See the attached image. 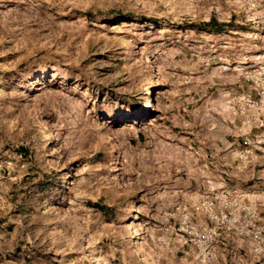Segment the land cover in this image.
Wrapping results in <instances>:
<instances>
[{
  "label": "rangeland",
  "instance_id": "374dc122",
  "mask_svg": "<svg viewBox=\"0 0 264 264\" xmlns=\"http://www.w3.org/2000/svg\"><path fill=\"white\" fill-rule=\"evenodd\" d=\"M255 68L264 0H0V264H146L133 208L151 264H206L164 216L225 167L238 121L217 100Z\"/></svg>",
  "mask_w": 264,
  "mask_h": 264
},
{
  "label": "built area",
  "instance_id": "2783aa9c",
  "mask_svg": "<svg viewBox=\"0 0 264 264\" xmlns=\"http://www.w3.org/2000/svg\"><path fill=\"white\" fill-rule=\"evenodd\" d=\"M244 74L250 87L239 97L231 96L229 110L245 114L246 124L258 131L252 136L246 133L232 163L220 169V180L209 185L197 201L192 198L175 206L179 214L178 224H172L175 235L181 236V244L189 251H195L197 246L201 261L206 264L219 254L231 257L237 238L252 242L254 251L264 249V218L258 212L264 203V192L259 184L243 185L238 181L253 158L264 155V79L259 68Z\"/></svg>",
  "mask_w": 264,
  "mask_h": 264
},
{
  "label": "crops",
  "instance_id": "0c3cea01",
  "mask_svg": "<svg viewBox=\"0 0 264 264\" xmlns=\"http://www.w3.org/2000/svg\"><path fill=\"white\" fill-rule=\"evenodd\" d=\"M251 58H254V57H251ZM255 59L257 60L258 58L255 57ZM250 65H252V64H250ZM249 83H250V80L245 75L241 76V83L238 84V90H236V93H232V94L230 93V95L231 96L232 95H238V97H239L242 94L241 93L242 91H247L249 89V87H250ZM252 94L256 95V93H252ZM227 111H230L229 108ZM231 114H233V113H231ZM235 116L237 117L238 123L234 124L235 128H233V133H232L234 138L232 139V141H229L227 138L225 139V141L228 143V146H227L228 150L226 151V153L223 157L226 165L232 163L234 156H235L234 154L237 151V148L239 149V147L243 144V138L246 135V133L248 132V134L250 136H252L255 132L258 131V129L251 128L250 126H248L246 124L247 123L246 122L247 116L245 114L237 113ZM208 162H210V160ZM258 165L260 167H258ZM207 174H209V177L205 176V175L203 177L204 180L205 179L207 180L206 181L207 188L209 185L214 184L215 182H217V180H220V178H221L220 169L216 170V171L210 169L207 172ZM210 176H211V179H210ZM240 176H241L240 178L238 177V181L243 185H249L251 183L258 184L259 182L264 181V155L258 154L256 157H254L253 160L251 161V163H249L248 166L245 168L244 172H242L240 174ZM213 178H217V180H214ZM250 180H252V181H250ZM179 202L180 201H176L174 203V205L171 207V210L166 212L167 216H164V220L168 221V223H169V225H171V227H172L173 223L175 225L178 224L179 214H178L177 210H175V206L178 205ZM262 205H264V204H262ZM262 205H260V206H262ZM235 243H236V251L234 252V254H232L231 257H225V259H224L225 261L222 264H234L233 261H236V260H237L236 263L238 264V258L241 257L242 253L252 254L253 256H258V255H261L264 253V249L260 252L254 251L252 248V242H250L247 239L237 238L235 240ZM181 246L183 248H185L186 245L181 244ZM186 250H187V252H190L188 250V247L186 248Z\"/></svg>",
  "mask_w": 264,
  "mask_h": 264
},
{
  "label": "bare ground",
  "instance_id": "6f19581e",
  "mask_svg": "<svg viewBox=\"0 0 264 264\" xmlns=\"http://www.w3.org/2000/svg\"><path fill=\"white\" fill-rule=\"evenodd\" d=\"M132 50V49H131ZM253 57H257L259 58V55L254 54ZM258 60H256L257 62ZM261 62V61H260ZM232 64H234L233 66H229V65H219V67L221 68H228V69H232L234 71H238V74L242 72V70H244L247 67H250L251 65H247L249 62L247 60L244 59H237L231 62ZM229 63V64H231ZM56 69V68H53ZM46 70V68H42L40 71L44 72ZM153 88L152 84H148L145 86V93L142 95V99L144 101V107L141 108L140 110L136 111V115L139 117H142L145 115V112L150 109L153 108V101L150 97V92L151 89ZM232 94V93H231ZM230 94L227 92H224L221 97L217 100L218 101V105H219V111L221 112H228V108H229V98ZM231 97V96H230ZM217 107L215 108L216 110L218 109ZM130 110H126V113H129ZM226 115V114H225ZM43 151H49L51 150V146H50V142L46 139L43 143ZM115 159H119L118 154H116V158ZM115 160V161H117ZM69 175L68 173H66V176ZM135 209L133 208L125 217L122 227L124 229L125 235L126 237L129 238L132 247L134 248V251L137 252L142 259H144L147 263L146 264H151V262L146 258V256L143 253H140L139 250H141L142 244H140L142 241L140 240L141 237L143 238V235H141V233L143 232V230L139 231L138 229H143L142 226H140L139 228L135 229L133 226V221H134V217L135 214L134 212Z\"/></svg>",
  "mask_w": 264,
  "mask_h": 264
}]
</instances>
